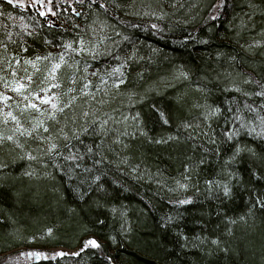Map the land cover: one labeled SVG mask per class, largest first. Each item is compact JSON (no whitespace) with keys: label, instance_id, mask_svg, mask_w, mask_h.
<instances>
[{"label":"trees","instance_id":"trees-1","mask_svg":"<svg viewBox=\"0 0 264 264\" xmlns=\"http://www.w3.org/2000/svg\"><path fill=\"white\" fill-rule=\"evenodd\" d=\"M18 1L20 5L0 0V42L8 44L7 52L34 56L50 49L63 51L61 43L87 37L90 27L102 22L115 40L106 46L112 55L96 61L75 53H66L68 57L81 60L82 67L83 60H87L92 65L90 70L104 72L120 63L117 57H128L135 50L138 59L128 71L124 92L144 94L149 86L158 91L148 93L143 103L130 109L132 115L141 113L147 136L139 131L135 137L122 135L134 129L116 120L108 125L107 135L85 134L79 140L58 141L63 156L55 160L42 157L47 166L40 159L6 161L9 166L0 170V264H264V208L256 199L258 195L264 197V161L243 153L237 162L226 163L237 144L264 154V139L243 130L235 140L226 141L225 137L231 124L240 126L235 119L237 109L247 120L256 119V113L246 109L245 103L259 108L264 115V97L244 94L258 93L260 86L242 83L251 75L254 81L264 84V47L254 52L246 48L251 38H262L263 33L254 35L257 32L253 29L264 26V17L253 16L251 5L260 2V8H264V0H226L215 20L211 17L216 16L220 0H131L137 9H160L162 5L168 13L163 19L125 13L123 7L130 0H118L122 5L119 8L112 0H96L95 4L92 0L59 4L53 0L56 14L52 16L57 25L49 23L38 6L23 7L24 0ZM104 2L109 4L107 12L99 7ZM73 7L81 14L76 15ZM22 24L30 25L29 31L35 29L36 35L28 37ZM152 24L159 25V29L151 28ZM9 33L17 43L7 39ZM124 36L129 39L124 40ZM45 39L53 44H45ZM25 42L27 53L22 52ZM181 70L188 71L191 79L166 85V78H175ZM226 72L233 76L227 77ZM237 72L245 76H236ZM137 73H143V79ZM204 76L208 79H202ZM233 78L243 92L230 87ZM197 85L209 91L202 93ZM205 103L220 105L223 114L209 123L203 114L205 109L197 106ZM152 105L167 114L168 124ZM185 123L192 127H184ZM168 135L178 139L153 142ZM66 143L70 147H64ZM87 146L93 147L92 153L87 152ZM69 152L83 155L67 161L64 157ZM125 157L128 163L123 162ZM202 159L204 164L199 163ZM189 164L192 168L186 173L185 165ZM136 165L139 170L133 174ZM228 168L241 177L232 180L233 195H210L206 181H227ZM25 170H33L35 175L25 176ZM186 174L192 177L190 184L194 187L186 192L170 191L176 188L177 180L186 182ZM97 175L99 181L94 179ZM186 196L193 198L192 203H172ZM168 216L174 219L166 223ZM48 228L53 229L51 235L46 233ZM183 235L189 237L187 242ZM198 236L205 237L206 242L197 240ZM91 237L103 248L90 247L81 257L41 258L35 263L34 258L20 255L27 251L54 253L57 247L75 252ZM217 238L221 241L219 247L212 244Z\"/></svg>","mask_w":264,"mask_h":264},{"label":"snow or ice","instance_id":"snow-or-ice-1","mask_svg":"<svg viewBox=\"0 0 264 264\" xmlns=\"http://www.w3.org/2000/svg\"><path fill=\"white\" fill-rule=\"evenodd\" d=\"M9 3L12 0H8ZM69 0H57V4L59 3H68ZM82 2V0H81ZM93 4L96 3V0H92ZM159 3V0H157ZM112 3L115 7L119 8L122 5L118 2V0H112ZM36 5H43L46 11L41 12L42 16H48L50 13L55 15L56 13L53 11V0H35ZM91 6V5H89ZM175 6V5H173ZM183 5H181L182 7ZM226 6V0H220V3L217 5V14L216 16H212L211 18L215 20L217 16L220 14L219 9ZM99 7L103 8L105 12L109 10V4L107 2L101 3ZM251 7H255V5H251ZM151 9V6H149ZM72 11L76 13V15H80L81 13L76 11V8L73 7ZM135 15H150L156 17L157 19L165 18L168 13L161 8L159 11L157 10H147L143 13L135 12ZM251 19V17H250ZM52 23L51 20L48 21ZM242 27H244V22L242 21ZM255 25H253L254 27ZM30 25H21V28L24 29L25 33L28 37H33L36 35V30L32 29L29 31ZM40 27L39 25L36 26ZM77 27H79L77 25ZM106 27V25H101V28ZM132 27L139 28L140 25L132 24ZM153 29H159V25L152 24L150 25ZM93 35L96 34V29L93 28ZM264 33V29L261 30ZM17 36L20 34L17 33ZM119 35V33H118ZM23 40V37H20ZM9 41L12 43H17V41L13 40L12 34L9 33L7 36ZM124 40L129 39V37L124 36ZM108 40L107 36H102L99 39L93 41L85 40L83 36H78V39L75 41H67L61 43L60 47L63 51L59 53L47 52L46 54H36L34 56H18L16 53H9L8 56H0V63L4 64V69H0V85H2V90H0V102H2V106H0V124L9 125V122H12L11 127H5L0 129V152L6 153L8 156H11L12 162L15 163L17 160H26L29 162L41 160L42 157H50L55 160L57 157L63 156V152L61 151V144L58 141L63 140L65 142L71 141L73 139L79 140L81 136L85 134H103L107 135L109 120L111 117L107 119H101L96 115L95 110H84L79 116L75 112L74 105H76L81 97H88L89 101H85V103H89L90 101L96 100V93L103 91L105 96H119L127 97V103L129 105H135L143 103L145 99L148 98V93L152 91H158L154 86H149L145 89L144 94H138L133 90H129L127 92L122 91V86L126 85L128 82V71L132 67V63L136 61L138 58L136 56V51L133 50L130 56L128 57H117L120 61L119 64L113 66L111 70H106L103 73L100 69H95L94 71H89L92 68V65L88 63L87 60H83V67H81V60H75L72 63L68 62L66 59V53L71 54H79L81 57L87 55L91 60L96 61L101 57L111 56L112 53L105 46V42ZM47 45H52L53 41L45 39L43 41ZM202 43H207V41H202ZM264 45V41H254L253 44L246 45V47L251 50L254 46ZM0 48H3L5 51L8 50V44L0 42ZM29 48L27 43H24L22 46V52L27 53ZM218 55H222V53H218ZM139 59H143L140 57ZM231 60H235V57H231ZM48 64L50 67L47 68L46 71L43 72L42 75V65ZM15 65V66H14ZM67 65L70 68L71 75L69 76V86L63 94L58 92H53L52 89H60L63 87V82L58 80V72L59 70ZM22 67L24 75L21 76L19 74L18 69ZM5 69L8 70L5 72ZM31 69V71L29 70ZM10 73V74H9ZM83 73V75H81ZM40 75L39 83L34 79V77ZM98 76L99 83L93 86V81L88 79V76ZM137 76L140 79H143V73H137ZM227 77H232V72H226ZM236 76H245L242 72H237ZM83 81L82 87L77 89L74 85L77 84V80ZM177 80H190L191 75L188 71L181 70L178 75L175 77ZM202 79L207 80L208 77L204 76ZM216 79L219 80V75L216 76ZM52 81H57L53 83ZM242 83H256L260 86L261 91L258 93H244L245 95H259L260 97H264V84H261L260 81H254L251 75H247ZM35 85V87H34ZM111 85V87H109ZM93 87H95V92L93 91ZM197 90L205 93L208 92L209 89L205 87H201L197 85ZM230 87L235 89L237 92H243V89L234 82L231 83ZM8 91L18 94L22 99L15 100V98L8 94ZM51 93V94H49ZM77 93V94H74ZM63 97H67L64 99ZM9 101H12L14 104H10ZM101 99L98 101L100 104L107 103ZM229 104L231 102H228ZM42 105H47V107H43ZM198 107H203L205 109L204 116L205 119L211 123L213 117H217L223 114L224 109L221 108L220 105H211L205 103L204 105H197ZM158 113L163 123L168 124L169 117L167 114L161 112L156 105L151 106ZM244 107L251 112L256 113L255 120H247L243 115L239 114L240 110L237 109V114L235 119L240 121V126L237 127L235 124H231L229 129L225 132L226 141H232L237 139L241 135V131L243 130L250 136H256L261 139H264V115L260 114V109L254 107L253 105L245 103ZM17 111L19 114H17ZM35 111L39 115L33 116L32 112ZM68 113H71L69 115ZM27 114L29 120V126H26L24 120L22 119ZM107 116V114H105ZM63 117V121L61 119ZM91 117V119H89ZM82 120L83 123H79L78 121ZM132 123L129 124L128 121ZM258 121V123H257ZM228 121L225 120V123ZM123 123L126 128H133L132 131H125L122 133L124 136H132L135 137L137 135V131L141 135L147 136V132L144 131L143 126V117L139 111H136L134 115L129 114L125 115L124 119L120 121ZM58 125V127H57ZM96 126V127H93ZM184 127L191 128V124L185 123ZM23 138V140H22ZM151 140V137H149ZM178 137L168 135L166 138L161 137L153 141L154 143L162 144L168 143L169 141L176 140ZM117 140L120 143H123L122 140ZM30 141H35L36 147L29 148L27 145ZM210 143H216L215 140H210ZM64 147H70L69 144H65ZM125 147H129V145H125ZM208 151V149H205ZM218 151V149H216ZM87 152L92 153L93 147L87 146ZM243 153H248L251 157L258 159L260 161H264V154H260L256 151L255 148L250 147L248 145H240L237 144L232 154L228 157V161L226 163H235L239 160ZM15 154V155H13ZM82 153L79 152H69V154L64 157L67 161H76L80 159ZM102 161H97V163H101ZM124 163H128V157H125L123 160ZM205 160H200V164H204ZM8 163L3 157H0V170L6 169L8 167ZM31 167V165H29ZM79 167V165H77ZM192 166L185 165L186 173L191 171ZM139 170V165H136L132 168V173L135 174ZM63 171V168H61ZM73 169L69 167V172H72ZM86 171H90L86 169ZM227 174L229 179L227 181L222 180H208L206 181L208 185L209 194H213V192H220L224 197L230 198L233 195V186L232 180L241 179L238 172H233L230 168L227 169ZM23 175L32 177L35 175V171L33 170H25ZM45 175H50V173H45ZM137 179L140 177L137 176ZM94 179L99 181L101 177L99 175L95 176ZM192 177L190 175L184 176V181L180 180L176 181V188L170 189V191H187L190 187H194V185L190 184ZM157 183H161V181H157ZM17 195H20L17 193ZM259 206L264 208V197L257 196L256 197ZM193 198L190 196H186L183 199H177L172 201V203L176 205H186L192 203ZM115 211V210H114ZM251 211V210H250ZM174 219L172 216H168L166 218V223L170 222ZM241 220H246V217H241ZM100 224H103L102 220L97 221ZM236 221H231V223H235ZM53 232L52 228L46 229V233L51 235ZM33 240L35 237L32 238ZM112 240H115V237H111ZM183 239L187 242L189 237L187 235H183ZM197 240L201 242H206L205 237H196ZM212 244L219 247L221 241L219 238L212 240ZM188 246L187 243L184 245ZM193 247H199L198 244H193ZM93 249H102L103 245L99 240L95 237H91L84 241V246L75 252H66V251H57L54 253L40 252V251H29L25 253H21L20 255L27 257H34L36 259H49V258H64V257H81L83 253L86 252L89 248ZM224 252H228L227 248L221 249ZM209 255H211V250H209ZM107 259L110 261L112 258L109 256Z\"/></svg>","mask_w":264,"mask_h":264},{"label":"rangeland","instance_id":"rangeland-1","mask_svg":"<svg viewBox=\"0 0 264 264\" xmlns=\"http://www.w3.org/2000/svg\"><path fill=\"white\" fill-rule=\"evenodd\" d=\"M45 3H47V0H45ZM135 3H133V2L131 3V0L128 1V3L123 7L125 13H128L131 16L134 15V16H137V17H146V16H150V15H143V14L135 15L134 13L135 12L143 13L144 11H147V10H157V11L160 10V9H157V8L156 9L155 8H151L150 9L149 6L148 7L140 6V8L138 7V9H137ZM22 4H24L23 7H26L27 5H30V6H38L39 8H43V5H36L35 4V0H24V1H22ZM144 4H142V5H144ZM254 5H255V7L252 8V15L255 16V17L258 16L260 18H263L264 17V8H260V2H257ZM45 11H46V9H45ZM253 22H255V20ZM255 24H256V22H255ZM101 25H104V24L102 22H98V23H95V25L93 27H90V30H89L90 33H88V36L84 37V39L95 42V40L99 39L100 37L107 36L108 40L105 42V46L114 44L115 40L110 37L109 30L106 27L101 28ZM251 27H253L252 24H251ZM93 28H95L97 30L95 35H93V31H92ZM254 28H255V29H253V30H255L254 33L257 32L254 35H256V34L261 35L262 34L261 30L264 29V26L262 28H259V29L257 27H254ZM250 40H251V42H248L247 45L253 44L254 41H264V33L262 35V38L260 36H256V37L251 38ZM259 47L263 48L264 45L254 46L251 49L252 52L256 51ZM48 52H52V53L55 54V53L61 52V50L57 49V50L53 51V50L50 49V50H48ZM8 54H9V52H7L4 49L0 48V56H8ZM43 54H46V53H43ZM43 54H41V55H43ZM18 56H20V55H18ZM21 57H23V56H21ZM83 57H88V56L85 55ZM66 59H68L69 63L74 62V60H71L68 57L67 54H66ZM48 67H50V65H48V64L42 65L41 66L42 73L40 75H42L43 72L46 71ZM0 69H4V64L3 63H0ZM29 70L31 71V69H29ZM7 71L8 70L5 69V72H7ZM18 71H19V74L21 76L24 75L22 67L20 69H18ZM71 71L72 70L70 68H68L67 65H65L64 67H62L59 70V72H58V80L63 82V87H61L60 89L53 88L52 89L53 92H58V93H61V94L66 92L67 88L69 86H71L69 84V76L71 75ZM89 71L91 72L92 70H89ZM40 75L34 77V79L37 81V83H39ZM81 75H83V73H81ZM88 79H91L93 81V86H95L96 84L99 83V77L98 76L89 75ZM176 81H178V80L176 78H173V77L166 78V85H168V86L169 85H173ZM52 82L55 83L57 81H52ZM82 84H83V81L79 80V78H78L77 84L74 85V87L79 89L80 87H82ZM34 87H35V85H34ZM109 87H111V85H109ZM124 87L125 86H122V91H125ZM0 90H2V85H0ZM93 91L95 92V87H93ZM8 94L13 96L15 98V100H21L22 99L18 94L13 93L11 91H8ZM49 94H51V93H49ZM74 94H77V93H74ZM63 98L67 99V97H63ZM101 99H103L105 101H108V102L104 103V104L98 103V101H100ZM85 101H89V98L88 97H81L80 101L76 105H74L76 114L79 116V114L82 111H84V110H95L96 111V115L99 116L101 119H107V118L111 117V119L109 120V124L108 125H111L112 121H116V120H118V121L121 120L122 121L124 119L125 115L131 114L130 109H131L132 105H129L127 103V97L126 96L119 97V96H115L113 94V96L110 97V96H105L103 91H101L99 93H96V100L95 101H90V104L89 103H85ZM9 103L13 104L12 101H9ZM0 106H2V102H0ZM42 106L43 107H47V105H42ZM13 107H14V104H13ZM17 114H19L18 111H17ZM68 114L71 115V113H68ZM105 114H107V116ZM32 115L36 116V115H39V114L37 112L33 111ZM22 119L24 120L25 125L29 126V120H28L27 114H25V117H23ZM61 119L63 121V117H61ZM89 119H91V117H89ZM78 122L79 123H83L82 120H80ZM128 122H131V121L129 120ZM11 126H12V122H9V125H7V126L0 124V129H3L5 127H11ZM57 127H58V125H57ZM22 140H23V138H22ZM36 143L37 142H35V141H30L29 144L27 145V147L35 148L36 147ZM13 155H15V154H13ZM0 157H3L6 161L12 160L11 156H8L4 152H0ZM262 240H264V238ZM54 250H56V251L63 250V251H66V252H71L72 251V249H68V248H65V247H57ZM27 252H29V251H27Z\"/></svg>","mask_w":264,"mask_h":264},{"label":"flooded vegetation","instance_id":"flooded-vegetation-1","mask_svg":"<svg viewBox=\"0 0 264 264\" xmlns=\"http://www.w3.org/2000/svg\"><path fill=\"white\" fill-rule=\"evenodd\" d=\"M17 5H20L21 2H19L18 0H13ZM41 11L44 12L45 11V8H41ZM55 24V23H54Z\"/></svg>","mask_w":264,"mask_h":264},{"label":"water","instance_id":"water-1","mask_svg":"<svg viewBox=\"0 0 264 264\" xmlns=\"http://www.w3.org/2000/svg\"><path fill=\"white\" fill-rule=\"evenodd\" d=\"M48 16H49V15H48ZM54 19H55V18L52 17V20H53V21H54ZM29 258H31V257H29ZM38 261H39V259H36V258H35V262H38Z\"/></svg>","mask_w":264,"mask_h":264}]
</instances>
